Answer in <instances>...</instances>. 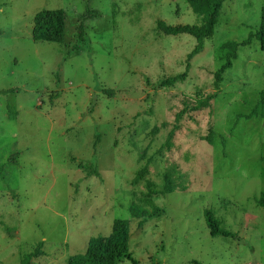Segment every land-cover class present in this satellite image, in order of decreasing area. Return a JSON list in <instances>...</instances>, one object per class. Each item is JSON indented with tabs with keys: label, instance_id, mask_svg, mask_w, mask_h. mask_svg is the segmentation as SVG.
Wrapping results in <instances>:
<instances>
[{
	"label": "rangeland",
	"instance_id": "rangeland-1",
	"mask_svg": "<svg viewBox=\"0 0 264 264\" xmlns=\"http://www.w3.org/2000/svg\"><path fill=\"white\" fill-rule=\"evenodd\" d=\"M86 4L0 0V93L16 91L0 95V264H68L116 219L131 228L130 259L117 264H264V52L250 38L264 0H224L172 87L160 84L185 71L198 43L157 22L199 25L186 0H91L102 16L73 49ZM59 8L64 42H35V14ZM234 40L242 46L216 89L220 46ZM207 96L209 107L187 110ZM165 177L172 192L154 195L158 211L138 228L129 204ZM207 210L231 236H211Z\"/></svg>",
	"mask_w": 264,
	"mask_h": 264
},
{
	"label": "trees",
	"instance_id": "trees-1",
	"mask_svg": "<svg viewBox=\"0 0 264 264\" xmlns=\"http://www.w3.org/2000/svg\"><path fill=\"white\" fill-rule=\"evenodd\" d=\"M85 10L83 11L80 22L77 26L76 42L73 49H78L80 44H83L87 40V27L85 22L89 19L101 18L102 13L98 10H91L89 8V2ZM192 12L199 17V25L197 26H182V25H168L163 21L157 22V30L167 36H179L188 34L197 40V46L187 56V63L185 71L181 74L169 77L162 81L160 84L163 87H172L176 82H183L190 70V60L193 55L199 53L203 49V41L210 38L214 34V21L221 14V9L224 0H186ZM68 19L67 12L62 9L55 10H43L35 14L32 27V38L35 42H47L54 44H62L65 37L66 22ZM254 38L259 42L260 50L264 52V7L260 11V24L257 31L254 34ZM242 46L237 41H226L220 46L218 53V59L222 64L213 72V84L217 89L219 83L222 81L223 75L227 69L232 67L233 60L237 58V52L239 47ZM17 90V89H16ZM15 89H11L6 92H1L0 95H7L15 93ZM260 100L257 107H264V90L260 91ZM214 96H207L204 99L197 101L196 105H189L187 110L190 112L198 111L201 108L209 107L211 100ZM10 109V106H7ZM184 112V110H183ZM256 110H252L250 114L244 115V118H251L252 114H255ZM181 114L178 113L177 117ZM209 134L204 138L209 143H212L213 131L209 129ZM172 133L169 135V138ZM170 146L169 143L167 144ZM2 168H0V177ZM147 168L143 167L135 173L134 179L131 181L133 186L138 185L145 177ZM146 193L144 197L140 199L139 203L132 202L128 206V211L131 217L136 220L137 227L142 228L147 219L151 218L157 213L158 208L153 204L154 195H167L172 192V181L169 177H165V184L160 191L155 190V186L149 182H145ZM257 203L264 208V192L257 198ZM151 208L149 211L148 208ZM204 218L206 225L209 229L211 236H231L230 233L222 227V222L213 215L210 211L204 212ZM131 237L130 221L127 219L114 220L111 228V232L106 236H94L88 240L87 247L81 254L69 256L67 258L68 264H117L122 258L130 259L129 241ZM43 242L38 243L37 248L32 253L31 257L37 258L42 254ZM30 257V258H31ZM31 263V262H30Z\"/></svg>",
	"mask_w": 264,
	"mask_h": 264
}]
</instances>
